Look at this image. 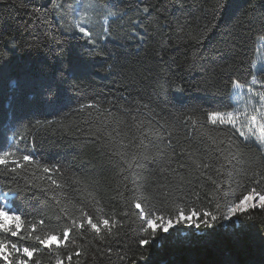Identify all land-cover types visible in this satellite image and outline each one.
<instances>
[{
  "label": "trees",
  "instance_id": "16d2710c",
  "mask_svg": "<svg viewBox=\"0 0 264 264\" xmlns=\"http://www.w3.org/2000/svg\"><path fill=\"white\" fill-rule=\"evenodd\" d=\"M75 1L0 0V192L22 218L0 240L20 248L13 264L24 247L29 264H264L259 206L218 219L207 244L189 246L211 231L191 224L143 232L146 218L226 217L264 195V150L210 119L255 75L264 0H92L113 15L105 26L96 12L87 36ZM51 235L61 243L36 239Z\"/></svg>",
  "mask_w": 264,
  "mask_h": 264
},
{
  "label": "snow or ice",
  "instance_id": "6c2138e0",
  "mask_svg": "<svg viewBox=\"0 0 264 264\" xmlns=\"http://www.w3.org/2000/svg\"><path fill=\"white\" fill-rule=\"evenodd\" d=\"M81 8L85 7V5H80ZM147 11V9H145ZM81 21L85 20V16L81 15L79 18ZM90 25L88 23L85 24L84 27H79V31L84 35H89L87 32V28ZM215 115V114H213ZM221 124L224 123L223 120L220 121ZM257 122L256 116H251V122L255 123ZM213 123H215V120H213ZM229 123L235 124V121L229 120ZM259 129L261 133V140L264 141V123H259ZM249 131L251 132V127L249 128ZM240 137H244L245 133L243 131L239 132ZM246 139H250V137H247ZM4 155H8V153H4ZM33 159L32 155H24L23 160L24 161H31ZM8 161L5 160L3 157H0V165L7 164ZM13 163H16L13 161ZM20 167H23L22 165ZM15 170V169H14ZM45 172L50 171L48 168L44 169ZM251 180L254 182L259 183V181L256 180V176L253 175L250 177ZM6 194L3 192H0V197H4ZM253 196L251 194L245 195L243 199L239 200L237 203H233L230 206H227V216L225 217L224 214H221V216L213 215L211 212H204L200 213L195 210L191 211L189 214H185L184 211H180L179 214L175 217L173 220L172 218L164 219L163 216L156 217L154 219L146 218V227L143 228L144 233H149V230H151L150 235L152 238H155L158 231L162 233H169L170 230L176 231L177 225L182 224H191L194 225L197 230L200 229H209L211 231H197L194 233V239L192 241H189V246L192 245H200V244H207L209 241L207 240L208 237L212 235V232L215 231L214 225L217 222L218 219H230L231 217H239L244 215L249 209H254L257 206H259L261 209H264V196H260L259 200L260 203L257 205L256 203H252ZM135 208L137 210H141V215H145L143 213V210L141 208L140 203L135 204ZM21 216L16 213L15 210L7 211L4 207H0V230H5L8 232H11L12 235H18L22 224ZM159 221V222H158ZM88 223L91 226V228L95 229L96 231H99L98 225L95 223H92L91 217L88 218ZM104 225H109V220L105 219L103 221ZM15 227L16 231L12 232V227ZM83 227V225H81ZM68 238V232L66 231L64 233V240L66 241ZM36 239L40 242L41 245H45L48 247H51L53 245V242L61 243L59 238L56 235H51L47 237L46 239L41 240L39 237H36ZM152 241L149 238L141 237L138 240V243L140 245H150ZM10 249L14 250L16 253H19L21 250L19 247H17L16 244H9L4 242L3 240H0V258H2L4 261H6V264H13V261L9 258L12 255V251ZM35 249H30L29 247L23 248V253L26 254L27 257L31 258L33 256ZM70 259V257H69ZM17 264H28V260L21 259L17 261ZM57 264H62V262L58 261ZM225 264H230V262H225Z\"/></svg>",
  "mask_w": 264,
  "mask_h": 264
},
{
  "label": "rangeland",
  "instance_id": "374dc122",
  "mask_svg": "<svg viewBox=\"0 0 264 264\" xmlns=\"http://www.w3.org/2000/svg\"><path fill=\"white\" fill-rule=\"evenodd\" d=\"M85 1L86 0H76L74 4L75 6L73 5L69 7L70 13L76 15V23L78 24V28L84 27V24L89 21V19L94 20L96 12L99 13L101 9L106 10L104 6L98 5L92 0ZM82 4L85 5V7L81 8L80 5ZM100 14L102 16L98 18L99 20H94V22H99L106 26L113 14L108 11L105 13L100 12ZM81 15L85 16V20L81 21L79 19ZM254 68L255 75L248 84L243 85L236 83L233 87L232 97L235 107L230 111L214 113L215 115L211 114L210 119L211 121L215 120V123L220 124V121L223 120V124L230 126L238 136L239 132L243 131L245 136H239L240 138H242L244 141L255 142L259 144L264 150V141H262L260 138L261 133L259 129V123H264V38H260L258 40ZM251 116H256L257 122L250 123ZM230 119L235 121V124L229 123ZM250 127L252 129L251 132L249 131ZM247 137H250V139H246ZM250 194L254 198L252 203L259 205V197L264 195L255 193ZM11 206L12 205L9 202L8 196H4L3 207L5 210H15ZM16 213L20 215L17 211ZM21 259L28 260L26 254H24L23 251L22 257L19 258V260Z\"/></svg>",
  "mask_w": 264,
  "mask_h": 264
}]
</instances>
